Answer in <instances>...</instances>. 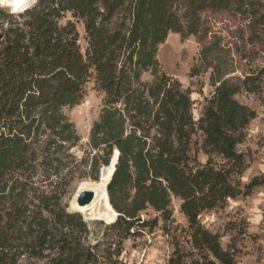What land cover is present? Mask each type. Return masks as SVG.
Returning a JSON list of instances; mask_svg holds the SVG:
<instances>
[{"label":"trees","instance_id":"obj_1","mask_svg":"<svg viewBox=\"0 0 264 264\" xmlns=\"http://www.w3.org/2000/svg\"><path fill=\"white\" fill-rule=\"evenodd\" d=\"M209 11H233L254 34L264 32V0H0V264H118L124 240L150 225L143 213L153 209L167 223L174 199L200 263H237L201 218L264 185V176L244 181L251 163L240 147L257 112L237 98L256 93L258 78L230 77L218 40L203 45L190 77L212 70L213 91H199L196 118L193 91L158 59L171 33L203 42ZM92 78L105 97L88 170L72 153L81 137L63 109L85 98ZM116 150L107 187L119 214L109 225L115 237L93 243L89 222L68 210L64 187L99 181ZM186 257L176 248L169 264Z\"/></svg>","mask_w":264,"mask_h":264},{"label":"rangeland","instance_id":"obj_2","mask_svg":"<svg viewBox=\"0 0 264 264\" xmlns=\"http://www.w3.org/2000/svg\"><path fill=\"white\" fill-rule=\"evenodd\" d=\"M1 6L12 13L11 8ZM67 18L71 19V15ZM202 19L204 29L208 31L203 42H199L194 35L182 37L180 34L171 33L160 46L158 59L167 74L179 80L184 88L193 91V113L196 118L200 117L204 104V98L199 91L202 89L205 96H210L213 91L210 86L212 70L196 78L190 77L192 67L199 63L203 45L218 40L219 53L230 77L257 76V85L260 86L258 91H242L237 96L241 102L257 112V118L248 127L246 142L240 147L248 154L251 163L244 176V181L248 183L254 177L264 176V32L259 29L254 34L249 21L233 11L205 12ZM78 28L80 44L85 51L87 40L83 25L79 24ZM144 79L150 80L151 76L145 74ZM104 97V93L98 89L95 79L92 78L87 84L85 98L78 105L63 109L81 137V142L72 149V153L79 160L87 159L88 170L95 162L93 156L97 153L89 147L90 133L94 122L99 119ZM199 158L202 162L206 161L202 152L199 153ZM85 180L91 179L87 177L69 180L64 187V202L70 212L80 213L75 201L80 185ZM180 203L178 199L173 200L174 213L167 223L153 209L145 211L142 219L150 221L149 227L124 240L118 264H169L176 248L187 256V264H201V256L192 247L188 223L180 212ZM81 214L89 222L93 243H96V239L113 242L115 233L109 229L110 224ZM154 220H158L157 225H153ZM201 220L208 230L219 234L223 249L235 255L236 264H264V185L255 188L249 196L230 200L224 209L204 214ZM105 247L107 244L102 246ZM27 262L25 260L23 264Z\"/></svg>","mask_w":264,"mask_h":264},{"label":"bare ground","instance_id":"obj_3","mask_svg":"<svg viewBox=\"0 0 264 264\" xmlns=\"http://www.w3.org/2000/svg\"><path fill=\"white\" fill-rule=\"evenodd\" d=\"M115 160L116 158H114L112 164H110L109 166H104L101 169L99 181H84L81 183L75 201V203L78 205L77 198L79 194L84 191H93L95 193L93 202L84 207H80L78 205V210L80 211V213H83L86 216H92L96 219L105 221L108 224L115 222L118 215L109 202V196L107 192V187L111 181V177L113 174Z\"/></svg>","mask_w":264,"mask_h":264},{"label":"water","instance_id":"obj_4","mask_svg":"<svg viewBox=\"0 0 264 264\" xmlns=\"http://www.w3.org/2000/svg\"><path fill=\"white\" fill-rule=\"evenodd\" d=\"M118 157H119V151L116 150L111 158L110 164L113 163L114 158H116L115 162H114V170H113V174L115 172L116 169V164L118 162ZM112 174V176H113ZM112 179V177H111ZM95 198V193L93 191H84L81 194H79L78 198H77V203L80 207H84L87 206L89 204H91L93 202ZM119 215V214H118ZM117 215V217H118Z\"/></svg>","mask_w":264,"mask_h":264}]
</instances>
